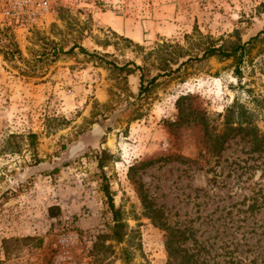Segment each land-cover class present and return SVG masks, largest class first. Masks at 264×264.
I'll return each mask as SVG.
<instances>
[{"label": "rangeland", "instance_id": "374dc122", "mask_svg": "<svg viewBox=\"0 0 264 264\" xmlns=\"http://www.w3.org/2000/svg\"><path fill=\"white\" fill-rule=\"evenodd\" d=\"M233 42L243 56L198 60ZM235 102L264 133V0H66L31 31L0 9V264H95L98 242L105 264H166L143 198L198 262L264 264V153L203 135ZM25 236L40 245L5 257Z\"/></svg>", "mask_w": 264, "mask_h": 264}, {"label": "trees", "instance_id": "16d2710c", "mask_svg": "<svg viewBox=\"0 0 264 264\" xmlns=\"http://www.w3.org/2000/svg\"><path fill=\"white\" fill-rule=\"evenodd\" d=\"M245 47V45H241L237 42L229 44L228 47L224 45L216 46L215 43H209L203 50L201 58H198V60H206L208 57L215 55L227 59L236 56L239 52L241 56H243L245 53ZM156 79L157 78L152 79L151 82H155ZM140 92H142V90ZM178 111L180 122H189L197 119V115L192 111L186 110V108H181V106H179ZM223 118L224 127L220 132H216L214 127L210 128V125H208L206 121V116H203L201 118V120L204 121L203 135L207 143L206 148L208 151L218 153L224 149V146L229 141V139H231L235 135L242 134L244 137H250L253 143L254 150L256 149L264 153V133H261V131L259 130L260 128L257 125H254V114L250 112L248 108H246L244 105L239 104L238 102H235L226 110ZM104 189L108 197L110 208L115 211V204L109 187L106 186ZM143 203L145 205V208L150 212V217L154 221H157L153 222L158 223V226L162 229H165L167 232L166 249L168 251V261L166 264H205L195 260L194 254H191L187 248L183 247V242L188 239L185 231L171 227L165 221H162L159 218V214L151 208V202L147 201L146 198H143ZM116 213L117 212H115V214ZM114 223L115 237L117 240L122 241L121 230H119L120 227H122L121 223L118 221V219ZM10 243L16 244V246H18L17 248H21L22 244L23 246L25 244H28L32 247H38L41 243V240L31 236H25L23 239L12 238L4 240L3 245L5 257L10 255V251L8 249ZM109 248L110 247H107L101 242H98L96 244L93 252V259L95 264H103L107 261V256L104 255V253H101V250H104V252H108Z\"/></svg>", "mask_w": 264, "mask_h": 264}, {"label": "built area", "instance_id": "2783aa9c", "mask_svg": "<svg viewBox=\"0 0 264 264\" xmlns=\"http://www.w3.org/2000/svg\"><path fill=\"white\" fill-rule=\"evenodd\" d=\"M63 3H66V0H0V9L3 17L9 19L10 24L31 31L47 23L55 9ZM55 264L70 263L58 259Z\"/></svg>", "mask_w": 264, "mask_h": 264}, {"label": "crops", "instance_id": "0c3cea01", "mask_svg": "<svg viewBox=\"0 0 264 264\" xmlns=\"http://www.w3.org/2000/svg\"><path fill=\"white\" fill-rule=\"evenodd\" d=\"M106 23L115 32L123 34L124 37L131 39L132 21H129L128 19H124L122 16L113 15V16H108Z\"/></svg>", "mask_w": 264, "mask_h": 264}]
</instances>
